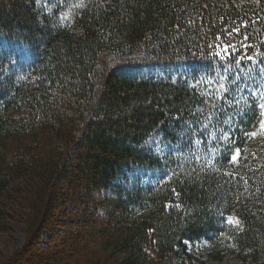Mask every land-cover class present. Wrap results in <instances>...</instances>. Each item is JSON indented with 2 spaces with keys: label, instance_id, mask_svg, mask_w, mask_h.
<instances>
[{
  "label": "trees",
  "instance_id": "trees-1",
  "mask_svg": "<svg viewBox=\"0 0 264 264\" xmlns=\"http://www.w3.org/2000/svg\"><path fill=\"white\" fill-rule=\"evenodd\" d=\"M79 5L62 21L57 6L47 13L37 0H0V42L22 43L31 55L21 77L0 75V264H161L171 256L208 264L227 252L264 264V133L245 135L259 133L264 118L252 106L264 93V0ZM242 22L238 36L223 34ZM245 32L256 62L242 61L247 86L229 107L215 99L217 85H192L224 63L207 45L235 44L242 55ZM197 124L196 161L158 150L157 140L178 146ZM159 171L169 175L147 181ZM67 237L75 247L57 249ZM185 241L208 242V258L188 256Z\"/></svg>",
  "mask_w": 264,
  "mask_h": 264
},
{
  "label": "rangeland",
  "instance_id": "rangeland-1",
  "mask_svg": "<svg viewBox=\"0 0 264 264\" xmlns=\"http://www.w3.org/2000/svg\"><path fill=\"white\" fill-rule=\"evenodd\" d=\"M82 1L83 0H40L38 6L47 13L52 12L53 9L57 6L61 10V12L59 13L60 19L62 21H66L69 20L70 8L74 5H79ZM64 17H66V19ZM30 57V51L26 45L19 42L11 41L0 42V65L2 66L0 69V75L4 72L3 70L6 69L7 72H15L17 74V77H21L26 72L27 68L30 66ZM183 67L184 65L177 68L172 67V69L170 68V70L168 71H171V76L174 72L177 71L178 74L181 75L185 70ZM156 70H160V68ZM259 81L262 85H264V81H262L261 79H259ZM196 126L197 128L194 130L189 126V129L187 130L188 132H185L180 137L178 146H172L169 144L161 146L160 148L163 149V152L160 151L161 153H163L162 155L169 154L173 156V159L177 160L182 164H187L189 162L196 161L198 158V146L195 144V141L198 139V124ZM190 148L192 149L191 152H189ZM166 172L167 175H169V171ZM148 176L149 179L147 181L149 182V180L157 181L158 179L164 178L166 175L165 172L159 171L151 172ZM76 228L78 229L79 226H77ZM13 235V238L17 240L18 244H23L24 237L23 233L20 230L14 231ZM67 238L60 239V242H58V247L56 248H60L61 250L69 248V251L72 250V248L75 247V244L73 243V241ZM83 240H85V238H83ZM209 251L210 248L207 244L199 243L193 246L189 245V248L187 249V255L193 257L194 259L199 258L203 260L208 258ZM161 264H189V262L186 259L182 260L177 256H171L165 257L162 260ZM208 264H246V262H243L241 259L237 258L233 253L227 252L224 254L222 260L210 261Z\"/></svg>",
  "mask_w": 264,
  "mask_h": 264
},
{
  "label": "snow or ice",
  "instance_id": "snow-or-ice-1",
  "mask_svg": "<svg viewBox=\"0 0 264 264\" xmlns=\"http://www.w3.org/2000/svg\"><path fill=\"white\" fill-rule=\"evenodd\" d=\"M40 0H37V3H39ZM78 7L82 5H77ZM66 19V17H64ZM223 19V18H221ZM191 23V22H190ZM248 27L247 23H241L239 26H234L230 30L225 29L223 34H226L230 39L233 36H238L242 29H246ZM223 34H219L215 36V41H220L223 39ZM249 39L248 34L245 32L243 34V38L241 41V48L245 50V52L242 55L237 56L236 53L240 50L236 47L235 44L231 43H224L223 46H221L219 43H209L207 45L208 48L214 49V51L210 52L209 55L212 57H217L221 62H224L221 66V68L216 69V75L212 76L210 78L201 77L199 79L195 80V83L192 85L193 88L198 86L200 83H205L208 85L215 84L217 85L215 90V99L217 101H224L228 104L229 107L233 106V101H235V104L239 105L240 101L236 99L237 94H241L244 90V87L247 85L242 84L243 76L240 74L242 71L241 64L242 61H252L256 62V56L254 55H247V50L252 48L251 44L244 43ZM231 49V51H230ZM261 58V62H264V53L258 54ZM234 59V63L232 60ZM254 69H249L248 73L245 75H250V73ZM260 76L261 80L264 81V68H261L260 70ZM257 93L256 92H249L250 97H254ZM212 95V94H210ZM229 95H231V99H229ZM245 104L248 103V98L245 97ZM261 102L257 105L255 100L252 101L253 107H258L260 110V116L264 117V93H261L260 96ZM212 107L214 109H217L218 111H223V107L220 103H213ZM197 111L203 112V109H198ZM216 116V113H210L208 116L205 117V120L207 123H203L202 127L205 132H207L208 128L210 126H213V117ZM219 123V121H217ZM224 123H230V121H224ZM260 133H264V118L260 119L259 121V133L258 132H247L245 133L246 136L250 137H257ZM213 137H215V132L212 134ZM225 140L228 139V136L225 133H221V137ZM155 138H153L154 140ZM161 141H156L157 148L161 152H163V149L160 148ZM201 141L197 139L195 141V144L199 146ZM151 146V145H150ZM192 149H189V152H191ZM241 157V149L236 148L235 151H233L230 155V163L235 164L238 162L239 158ZM208 164H212L213 160L209 159L207 161ZM167 176V173H165ZM172 175H176V173L173 171ZM164 182V181H161ZM231 222V221H230Z\"/></svg>",
  "mask_w": 264,
  "mask_h": 264
}]
</instances>
